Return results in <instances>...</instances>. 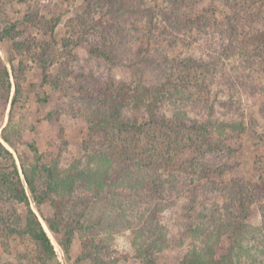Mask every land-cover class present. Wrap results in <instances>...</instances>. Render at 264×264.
I'll return each mask as SVG.
<instances>
[{"label": "trees", "instance_id": "16d2710c", "mask_svg": "<svg viewBox=\"0 0 264 264\" xmlns=\"http://www.w3.org/2000/svg\"><path fill=\"white\" fill-rule=\"evenodd\" d=\"M86 1L99 15L97 20L87 25L72 18L65 36L59 38L61 8L46 11L40 0H0V47L6 49L5 59L0 58V118L10 101L7 124L2 129L0 125V234L32 242L41 264H61L47 231L62 249L65 264H118L130 259L139 264H264V203L258 200L262 223L253 228L246 222L252 195L231 165L237 141L230 133H244L246 125L242 119L224 120L228 114L217 101L222 87L228 101L233 100L234 83L228 79H238L235 94L245 92V65L256 77L253 83L264 76V0H148L151 5L134 0ZM18 6L25 11L16 12ZM125 17L166 24L171 31L161 35L179 39L177 45L181 43L188 53L171 43L170 54L163 53L159 63H152L157 74L145 84L143 98L137 97L136 111L124 112L117 105L123 85L117 84L116 96L108 98L110 86L98 82L95 90L103 99L93 93L76 112L87 124L85 154L64 163L46 162L35 143L27 142L32 157H18L20 174L2 142L16 151L22 139L13 119L28 100L23 86L28 63H40L41 86L57 90L62 77L50 79L53 50L59 48L70 62L76 59L75 48L96 35L88 53L97 67L125 65L124 59L133 53L132 43L135 49L140 45L133 42ZM201 41L208 45V52L203 51L208 62L191 55V47ZM212 45H218L220 52ZM234 58L241 72L227 77L222 69L218 74V65ZM89 78L95 88V75ZM218 82L224 83L215 91ZM211 92V101L198 96ZM194 98L209 103L205 114L195 111ZM48 100L45 92L38 98L40 103ZM214 154L231 161L212 170L208 157ZM5 203L21 205L22 215L15 207L4 215ZM45 203L52 209L50 217L40 210ZM166 215L174 221L168 222ZM118 236L124 237L123 247ZM75 238L82 250L72 260Z\"/></svg>", "mask_w": 264, "mask_h": 264}, {"label": "rangeland", "instance_id": "374dc122", "mask_svg": "<svg viewBox=\"0 0 264 264\" xmlns=\"http://www.w3.org/2000/svg\"><path fill=\"white\" fill-rule=\"evenodd\" d=\"M134 2L144 4L147 2L150 5L153 4L152 2H148V0H134ZM39 5L45 7L46 11L51 10L53 12L54 9L61 8L64 15L57 27L59 38L65 36L67 30L66 24L70 19L79 18V21L89 25L91 23L94 24V21L97 20L99 16L91 11L90 5L87 4L86 0H74L72 4H68L66 0H40ZM24 11L25 9L23 7H16V12L21 14ZM138 20L139 19L134 18L130 19V17H125L123 20L125 26L131 31L130 36L133 38V42H140L139 47L136 49L133 47L132 43L133 53H130V55H127L126 59H124L125 65L112 66L107 64L97 67L99 64H97V61L88 53L94 43L96 35H89L75 48L73 54L76 59H72L70 62H66L64 52H61L59 48L53 50V61L49 66L50 79L54 80L59 74L62 77L57 90H50L49 86H45L44 88L41 86L40 63H28L30 68H28V75L23 82L26 93H28V100L25 108L16 113L13 119L16 127L22 132L21 142L17 143V149L14 151L1 141L13 154L20 174L18 157L23 159H30L32 157V153L24 144L27 142L35 143L46 162L60 159L64 163L69 159H80L85 154L82 142L84 138L87 137V124L76 112L77 109L80 108V105H82L84 101L86 102V98L91 99L93 93L97 98L103 99L102 95L100 96V92L97 93L95 90L97 87H100L99 83L101 85L108 84L110 86L108 90L112 92V95H109L108 98L116 96L117 90L115 92V87L117 84L123 85L121 86L124 89L123 97L117 105L124 112L136 111V106L140 105L137 97L140 96V98H143L140 94L145 93L143 90L145 84H151V81L155 80L157 70L154 69L156 65L152 63H159L161 54L169 53L167 48L171 43L177 45V42H180L179 39H172V41H170L169 36L161 35L163 30H171L166 24H162L159 20L156 22L155 19L151 20L148 17L142 18L140 21ZM143 33H145V36L140 38ZM175 36L178 38L184 37L178 33H175ZM74 38L75 37H73V39ZM185 40L188 41L187 39ZM207 46L208 45L203 41L195 43L191 47V55L194 54L193 56L197 59L202 57L208 62L209 59L203 54V51L204 53L208 52L209 49ZM177 47L181 52L188 53L186 47L181 43L179 46L177 45ZM211 48L216 53L220 52L218 45L214 47L212 45ZM5 55L6 49L2 46L0 47V58L4 60ZM238 62L237 58L229 61L224 60L223 65H218V74H220L222 69H226L224 70L225 76L233 77L236 75V72H241L242 70L239 68ZM81 66L84 68L79 69ZM245 68L246 78L242 82L244 83L242 90L245 92L240 95L235 94L236 87H239L237 82L238 79H228L234 83V90H230L233 95V100L231 102L228 101V96H225L227 91L222 87V92L217 95V99L219 98L217 101L223 104V113L228 114V117L224 118V120L230 118L234 120L242 119L246 125L244 133H230L237 141L235 144L237 150L235 156H233L231 165L234 171L239 172L238 174L241 176L242 184L246 185V190L252 195L246 222L251 227L258 228L262 223L259 211L260 203L258 200L262 198L260 202L264 203V195H260V193L264 194V76L255 84L256 81L255 83L253 82L256 77L252 76L253 73L249 65H245ZM82 73H84V77H81ZM91 74H94L96 77V83L98 85H96L95 88L92 87L93 82L92 79L89 78ZM82 78L85 79L83 80ZM228 80H225V82ZM223 83L224 82H218V87L215 91H218V88H220ZM103 87L105 88V86ZM13 92L14 87L11 89L10 99ZM43 92L49 95L47 103H40L38 101L39 96H41ZM209 95H212V92L210 94L201 93L198 96L203 97V100L207 102L209 100L211 101V98H213V95L212 97H208ZM192 102L198 114L199 112L200 114H205V112L209 110V103L203 101L198 103L195 98ZM71 106L74 108L73 110ZM191 107L190 109H192ZM9 109L10 101L5 107L3 117L0 118L1 129L7 124ZM137 111L139 110L137 109ZM191 116L193 115L191 114ZM250 121H252L251 124ZM230 161L222 154H214L208 157V166L214 170L220 165L229 164ZM257 192L259 194L254 195ZM181 201L176 202L177 206H174L176 210H178V205ZM169 202H171L170 199ZM31 207L35 214L39 216L33 204ZM11 208L17 209L16 213L18 216L22 215V206H17L14 203H5L3 207H1V210L4 215H6L5 212ZM40 210L45 216H52V209L48 203L41 205ZM165 219H169V217L166 215ZM171 220L174 221V218L169 219L168 222ZM167 226L168 224L166 227ZM44 228L46 229L45 226ZM129 233V231H125L124 236H129ZM47 234L54 246L58 261L61 264H65V255L62 249L48 231ZM117 243L119 246L123 247L125 245L124 237L118 236ZM226 245H228V242L224 239L222 246ZM81 250V242L78 238H75L70 250L71 259L74 260L77 258L81 254ZM168 256L170 257L169 254ZM0 264L41 263L38 259L36 247L32 242L25 238H15L0 234ZM118 264L139 263L135 259H130L128 261H121Z\"/></svg>", "mask_w": 264, "mask_h": 264}]
</instances>
